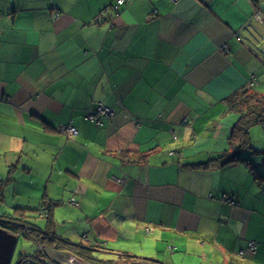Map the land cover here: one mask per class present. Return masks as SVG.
Listing matches in <instances>:
<instances>
[{
	"label": "crops",
	"instance_id": "crops-1",
	"mask_svg": "<svg viewBox=\"0 0 264 264\" xmlns=\"http://www.w3.org/2000/svg\"><path fill=\"white\" fill-rule=\"evenodd\" d=\"M115 2L0 0L1 210L53 206L52 236L110 261L264 264V182L224 164L242 115L227 100L264 95V0ZM98 104L115 113L101 127ZM261 127L246 156L264 174Z\"/></svg>",
	"mask_w": 264,
	"mask_h": 264
},
{
	"label": "trees",
	"instance_id": "trees-1",
	"mask_svg": "<svg viewBox=\"0 0 264 264\" xmlns=\"http://www.w3.org/2000/svg\"><path fill=\"white\" fill-rule=\"evenodd\" d=\"M264 11V8H261ZM231 110L240 111L241 119L235 126L231 135V145H234L232 153L226 154L225 165L236 162H246L253 167L257 174V179L264 182V174H262L257 167L251 162V159L246 156L247 151L253 150L250 139V130L254 125L264 123V95L257 96L248 94V91H242L234 94L228 100ZM252 104V105H251ZM245 153V154H244ZM223 157V158H224ZM11 178L0 177V228L7 230L13 234L20 235L26 239L32 240L34 245H47L53 249L74 253L87 261L89 264H99L96 253L103 248L101 243L97 240L96 244L84 245L83 243H72L68 239L57 238L52 236V221L51 213L49 217H41L38 215H27L26 209L14 208L13 212L1 210V204L5 201V195L11 183ZM42 207H45L44 205ZM41 208V207H40ZM53 206H48L51 211ZM38 219H46L47 225L45 228L40 227L36 221ZM56 235V234H55ZM24 255L19 256V260ZM118 257L127 260H135L128 255H118ZM105 263L101 261V264ZM149 264H164L159 261L151 262Z\"/></svg>",
	"mask_w": 264,
	"mask_h": 264
},
{
	"label": "built area",
	"instance_id": "built-area-1",
	"mask_svg": "<svg viewBox=\"0 0 264 264\" xmlns=\"http://www.w3.org/2000/svg\"><path fill=\"white\" fill-rule=\"evenodd\" d=\"M132 0H116V2L111 6V9L119 13L121 8L127 6L130 4ZM256 18L260 21L264 20V13L262 11H258L256 13ZM115 113L113 109L104 106L103 104H98V107L96 110L92 111L90 114L86 116V120L90 121L97 127H101L105 124L106 121L111 120L114 117ZM64 133L69 137H75L79 134V131L77 127H75L73 124H70L66 128H64ZM178 137L175 136V139ZM119 183H123L124 179H118L117 180ZM227 202H232L231 199L225 198ZM70 205L74 207H79V203L77 200H72L70 202ZM40 209H44L45 213H49L48 208L43 207ZM43 213V212H42ZM20 236V235H19ZM82 240L85 244H92V239L89 237V235H84L82 237ZM47 245H41L39 244L37 246V252L34 253L33 255H27L21 258L17 264H89L87 261L83 260L81 257L75 255L74 253L66 252V251H55L51 250ZM62 254H60V253ZM257 252V244L256 242H251L248 245V248L246 250H242L239 253V258L243 259L247 255H254ZM58 256H55L56 254ZM105 264V263H103ZM106 264H148L145 262H141L138 260H130L127 263H115L113 261H108Z\"/></svg>",
	"mask_w": 264,
	"mask_h": 264
},
{
	"label": "rangeland",
	"instance_id": "rangeland-1",
	"mask_svg": "<svg viewBox=\"0 0 264 264\" xmlns=\"http://www.w3.org/2000/svg\"><path fill=\"white\" fill-rule=\"evenodd\" d=\"M261 129L263 130V134H264V127H261ZM253 150H251L252 152ZM257 151V150H256ZM254 156L256 157H260V162L259 164H262L261 166L264 167V154L262 155H259V154H254ZM46 208H48L47 205H44ZM43 208V207H41ZM14 208H11V212H13ZM43 212V213H42ZM50 213V211H49ZM49 213H45V210L44 209H39V212H38V215L41 216V217H45V218H48L49 217ZM36 223L42 227V228H45L46 225H47V220L46 219H38L36 221ZM83 244L85 245V243L83 242ZM86 245H89V244H86ZM51 248V247H50ZM53 249V248H52ZM51 249V250H52ZM111 249V248H110ZM55 251H59V250H56V249H53ZM36 251V246L34 245V242L32 240H29V239H26L24 237H21L17 243V246H16V250H15V254H14V258L12 260V264H17L18 261H19V256L20 255H24V256H27V255H33ZM60 253V252H58ZM62 254V253H60ZM55 256H58L57 253L54 254ZM76 255V254H75ZM78 256V255H77ZM96 257L97 259L99 260V264H101V261H104L105 264L106 262L110 261V260H113V259H116L117 258V255L115 256L114 253H112L110 250L109 251H105V252H97L96 253ZM130 260H127V259H122L120 257H118V260L117 261H113L115 263H127L129 262ZM149 264V263H148Z\"/></svg>",
	"mask_w": 264,
	"mask_h": 264
},
{
	"label": "water",
	"instance_id": "water-1",
	"mask_svg": "<svg viewBox=\"0 0 264 264\" xmlns=\"http://www.w3.org/2000/svg\"><path fill=\"white\" fill-rule=\"evenodd\" d=\"M19 235L0 228V264H12Z\"/></svg>",
	"mask_w": 264,
	"mask_h": 264
}]
</instances>
